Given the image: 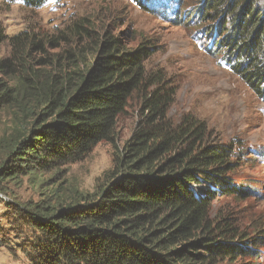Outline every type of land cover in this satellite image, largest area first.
<instances>
[{
  "label": "trees",
  "instance_id": "16d2710c",
  "mask_svg": "<svg viewBox=\"0 0 264 264\" xmlns=\"http://www.w3.org/2000/svg\"><path fill=\"white\" fill-rule=\"evenodd\" d=\"M5 1L35 8L61 0ZM198 1L215 44L264 97V0ZM94 31L87 17L11 36L0 25V48L10 46L0 59V111L16 122L1 139V179L63 175L101 142H114L119 118L138 101L135 128L93 193L70 189L57 203L21 206L33 235L20 249L30 263L232 264L258 253L248 245L263 237L249 238L230 217L212 218L219 195L250 192L234 178L236 144L211 140L207 122L192 114L172 121L178 87L147 68L157 44L130 46L122 35Z\"/></svg>",
  "mask_w": 264,
  "mask_h": 264
},
{
  "label": "rangeland",
  "instance_id": "374dc122",
  "mask_svg": "<svg viewBox=\"0 0 264 264\" xmlns=\"http://www.w3.org/2000/svg\"><path fill=\"white\" fill-rule=\"evenodd\" d=\"M144 1L139 5L134 0H61L32 8L22 1L0 0V25L11 36L27 28L52 31L87 17L97 36L122 35L130 46L144 39L157 44L159 50L147 68L149 72L162 69L178 87L169 110L172 121L178 124L192 114L207 122L211 140L236 144L240 161L234 178L250 192L242 197L219 195L212 218L230 217L249 238L263 237V241L248 245L258 253L232 264H264V97L233 70L225 49L215 44L219 38L210 32L212 23L199 17L198 0ZM9 53V44H3L0 59ZM137 112L138 101L133 99L119 118L114 142H101L83 161L64 168V176L54 172L38 178H0V264H31L20 249L33 235L25 226L24 205L57 203L56 195H69L70 189L93 193L112 168L117 147L131 136ZM15 123L9 109L0 111V168L1 139L14 130ZM18 235L26 237L18 239Z\"/></svg>",
  "mask_w": 264,
  "mask_h": 264
}]
</instances>
